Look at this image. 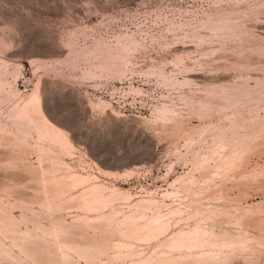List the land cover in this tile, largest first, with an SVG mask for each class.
<instances>
[{
	"label": "rangeland",
	"instance_id": "1",
	"mask_svg": "<svg viewBox=\"0 0 264 264\" xmlns=\"http://www.w3.org/2000/svg\"><path fill=\"white\" fill-rule=\"evenodd\" d=\"M0 264H264V0H0Z\"/></svg>",
	"mask_w": 264,
	"mask_h": 264
},
{
	"label": "bare ground",
	"instance_id": "2",
	"mask_svg": "<svg viewBox=\"0 0 264 264\" xmlns=\"http://www.w3.org/2000/svg\"><path fill=\"white\" fill-rule=\"evenodd\" d=\"M41 127V126H40ZM38 128V127H37Z\"/></svg>",
	"mask_w": 264,
	"mask_h": 264
}]
</instances>
